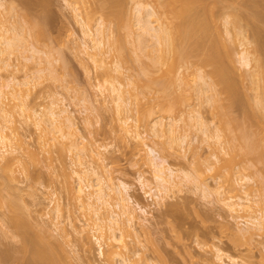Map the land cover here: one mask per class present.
<instances>
[{"label":"rangeland","instance_id":"1","mask_svg":"<svg viewBox=\"0 0 264 264\" xmlns=\"http://www.w3.org/2000/svg\"><path fill=\"white\" fill-rule=\"evenodd\" d=\"M0 1L3 3V6L0 7V31H3L1 29L2 24L10 27L15 23L19 26L18 30L20 32L17 37L21 40L18 41V48L16 46L14 52L12 51L10 54L9 62L11 65L5 66L0 61V81L5 80L11 71H16L15 74L18 75L17 77L20 80L25 78V73L31 74V77L27 78L31 83L25 87L29 89L27 90L28 94L25 95L22 91L23 94L21 95H25V97L18 95L17 99L21 97L20 100H24L26 107H33L40 111L46 110L49 104L51 105V101H57L58 99V106L65 108L74 121V125L70 128L66 124L61 126L63 129L62 133L64 132L67 136H62L61 132L56 133L59 136V140H50L47 143L48 145L44 146L45 149H42L39 145L41 146V143H43L42 140H47V137L43 134L44 132L42 133L40 128L35 126L34 121L30 118L19 115V112L15 113V124L21 134L23 146L30 147L31 149L35 148L38 154L34 156L37 158H34L24 148L22 150L19 149L18 152H14V154L19 153L18 156L22 158H19L21 164L18 159L14 160L16 167L13 166L14 170L13 172L11 171L10 177L2 171V167L0 166V198H2L0 202L4 201L0 203V264H33V248L30 243H27L26 246L24 237L32 236L39 229L41 232L47 229V232L45 230L44 232L51 238L53 236L54 240L51 239L53 243H62V246L59 245L60 248L62 247L65 250L61 251L62 255H64L65 264L67 262V264H110V261L105 256H100L99 243H96L97 240H95V235H98L97 231H94V233L96 232L94 235L93 230H90L92 227L89 229L86 227L88 231L90 230L87 234L89 233L91 241L89 239V244L84 245V240L73 228L74 223L77 227H82L84 220L88 216L90 217L89 214L92 213L86 210V207L79 204L70 193L68 187L70 182L73 185L76 184V182H73L75 181L73 170L79 168L77 163L80 160H83L82 163L86 164L88 169L92 171H90L89 175V179L92 182H96L99 174H104L105 176L112 177L116 183L123 181L130 187L128 194L131 197V204L136 208L135 213L138 216V222L132 233H127V230H124L123 235H125L124 239L129 242L131 252L133 249L140 251L138 256H132L133 260L137 259V261L135 260L138 262L137 264H213L214 253L218 248L222 249L225 255L234 256L239 264H264V230L262 234H255L251 238L238 230L244 226L243 222L248 218L246 217L247 213L244 214V212L239 211L236 213L239 216L242 215V217H237L236 213H233L234 216H232V213L222 202V198H227L233 192V194L239 192L234 189L236 190L235 193L233 189H230L232 192L230 193L228 189L229 185L224 186L226 183L224 182L225 178L222 179L223 176L214 172L218 165L226 167L228 165L226 163L231 159L233 163L229 162L233 164V167H223V173L224 171L227 174L228 172H232L234 178H239L240 176L249 177L250 180L240 188L239 195L247 191L250 199L255 203V211H262V215H264V133L262 132V135L260 132L259 137L257 134L259 142H255L254 150L256 153L254 151L250 153L248 150H245L243 148L244 143L242 142L244 140L240 137V128H237L240 132L237 129V131L234 130L235 132H233V130L228 131V127L222 128L224 124L222 123L223 125L220 126L221 120H226L227 117L223 118L225 115L222 113L220 117L218 110V114L216 115L215 103L206 102L204 100L205 96H202V93L198 91L199 86L197 87V85L201 84L200 78H198V84L195 83L197 79L194 80V85H192L194 88L190 87L193 84L191 83L192 78L198 77L196 74L199 69H196L197 72L194 69L198 68L199 64H197L198 66H195V64L190 65L189 63L191 62L187 61V64L190 66L185 65L186 62L183 64L181 61H174V56H171L172 59L169 58L170 63L172 65L175 64L173 65L174 72L172 71L173 73L171 72L172 74H170L174 78L176 76L182 78V81L181 79H179L180 82L177 80L176 83L179 84L177 87L175 84V88L173 89L176 90L173 92L174 94L178 92L180 94L181 91L180 95L183 93V99H180L185 103L183 104L178 99L179 95L172 96V99L174 97L178 99L179 103L175 98L173 104L176 102L175 106L179 107L177 108L173 105V109L175 110H163L165 106L159 103L161 93L155 85V80H152L160 75L161 70H157V68H154V70L151 68L152 66L148 67L149 64L151 65V55L157 54L154 51L150 52L155 39L145 36V44L141 43L139 45L137 34L141 30L138 27V11L136 7L138 4L151 7L155 0ZM212 1L202 0L200 2H202L201 5H208V7L211 3H217L212 5L216 6V8L210 6L212 9L214 8L213 14L215 12V22H211L212 28L214 27L212 30L214 31L215 29L217 31L219 29L221 31L222 34L219 33L222 36V40H224L222 41V43L224 42L223 45L225 44L229 47L232 44V47H234L235 66L237 68V70L235 69V74L238 75L234 74V77L238 83L240 82L239 84L242 83L239 87L240 89L242 88L241 91L243 93H240V100L233 107L232 115L241 118L246 98H249L251 101L253 100L252 98L255 100L256 91H253L255 89L253 81H251L253 78L255 79L254 72L250 71V67L239 66L240 63L237 62L238 54L236 55V53L244 48L241 46L242 37L240 38L239 33L246 31L245 37H251L256 32H260L259 34L263 33L264 27L259 30L264 25L263 23L261 25L262 20H260L259 15L264 11V0H217L220 3L216 0ZM205 2L206 4H203ZM112 4L116 5L113 6ZM218 4L219 6L217 7ZM13 5L16 8L9 9ZM73 7H76L77 12H79L80 16L78 15L77 18ZM208 7L203 8V10H208ZM210 7L209 9H211ZM231 10L233 12L236 10L242 14L243 19L239 23L232 20L236 11L234 14H230L232 13ZM117 15L119 16L117 17ZM231 15H233V18H231ZM88 17L90 20L86 23L91 30L96 32L100 28H105L104 30L107 32L105 35L108 37L105 38L106 40L103 43V50L106 53L102 62L95 63L92 57L83 50L84 40L90 45L92 42L90 38L85 36L82 25L77 21L78 19H83L84 21ZM152 17L154 18L155 16ZM215 18L217 19L215 20ZM37 23L38 28L35 26ZM233 23L239 26L232 25ZM228 29L231 32L226 34ZM211 31L210 34L212 33ZM11 34L12 32L7 33L9 38ZM228 34L232 35L229 36ZM212 35L213 33L204 42L206 43L207 41L209 43ZM118 37L122 38V40ZM253 37H251V41ZM150 38H153V42ZM117 39L120 40L118 41ZM115 40L116 42L122 41L121 45L118 44L119 48ZM248 40L250 38L245 40L248 44L246 48L253 52L251 53L253 54L252 58H255L260 51L255 52L254 48L256 47L253 46L256 44L254 45L252 44L254 42L250 43ZM0 43L2 44V42ZM33 46L39 49L40 53H35L29 60L24 59L25 56L32 53L30 50H32ZM45 59L46 62L47 60L52 61V65H49L52 66L50 67L51 70L47 68L48 70H44L46 72L43 71L44 74H41V78L32 79L33 72H36V69L48 67V64L44 62ZM41 62L43 63L40 64ZM254 64L255 60L253 59L251 62L252 67ZM166 65L165 67H167ZM184 65L187 68L192 67V70L191 68L187 69L191 73L190 75L187 73ZM144 68H150V73L154 71L151 74H144ZM209 68L210 66L207 68L202 67L203 71L206 70V75ZM190 70L196 72V74L192 75ZM120 71L123 74L122 76L120 75ZM154 72L156 73L155 75H153ZM250 72H253V77H250L252 74ZM148 75L152 76L151 80H148ZM206 77V80L209 79L208 82H210L211 77ZM183 78H186V82ZM187 78L191 82L188 83ZM169 80L167 79L166 82H169ZM111 81L120 86V91L125 92V96L127 97L123 95L126 98L127 104L124 106V110H121L122 112L117 110L116 104L113 102L112 96L114 94L112 95L109 85ZM181 82L184 87L186 86L185 88H182ZM168 86L171 87L170 82ZM184 90H186L185 93ZM186 93L187 97L184 96ZM191 93H193V96H190ZM208 93H211V91H208ZM199 94L203 97V100ZM11 97L12 95L9 98L13 99ZM184 98L187 99L185 100ZM15 99L13 101H17ZM16 103H19V101ZM11 104H14V102L11 101ZM147 108L148 110L152 108L154 111L153 116L146 115ZM198 111L204 122L209 126V129L211 128L210 130L214 131L211 133L215 135L218 131L224 139L220 137L223 141H221L223 146L220 144L219 147H223V150L219 148L217 154L219 158L217 160L213 155L215 153L216 139H214V136L207 135L210 134L209 131L206 134V132L204 133V131L199 129L201 127L198 126L199 124L196 125L197 116L195 114L197 115ZM126 116L128 117V124L133 123V126L136 124L137 131L141 132L140 141L153 146L157 154L165 158L167 164L174 169L183 170L191 174V178L189 180L184 178V181L179 183V186L175 183L176 185L171 184L172 186L170 185L168 190H163L161 195L163 198L161 199L155 196V193L159 192L156 183L152 181V168L149 164L152 156L148 153L146 144L141 145L143 148L141 146L139 148L136 138L132 137L134 135L133 131H136V129H133L136 125L132 126L133 128L131 124L128 125L132 128L128 135L124 132L122 125H125L122 120ZM156 116L163 118L162 120L166 123H177L179 134L182 136H178L176 141L174 140L175 138L172 141V138H169L167 135L160 137V131H157L158 128L152 127V120H155ZM224 120L223 122H225ZM76 139L85 142L87 145L82 146L80 144L82 150L71 148L70 151V144ZM259 139H261V142ZM135 145L138 147L136 148L137 150L135 149ZM97 146L100 147L101 156L94 154V157H92L88 150ZM16 161L19 164L15 163ZM25 164L26 166H23ZM25 167L28 168V172L25 170L27 169ZM23 170L25 171L23 172ZM180 171L178 173L181 175ZM141 178L146 184H149L143 186ZM201 182L208 185V189L205 188V185H200ZM154 183L157 190L153 186ZM219 184L223 186L220 187L221 190L218 188ZM150 187L152 188L151 190ZM229 187L232 188L231 186ZM217 188L220 190V194L217 193ZM224 188L227 189L225 190ZM146 191H152L151 193L154 195L150 196ZM242 196H245L244 193ZM13 199L17 201H14L17 205L15 204L14 208L8 207L10 206V201ZM137 203L145 211L142 212ZM16 213V216L19 215V218L21 216L20 220L27 226L25 229L27 232L23 228L18 229L12 224L11 217ZM141 222L145 223L144 227L146 228L141 227ZM57 224L60 229L56 227L58 226ZM23 231L28 234L26 235ZM30 233L33 234L31 235ZM105 234L107 233H104L103 236ZM102 239V241L105 239L103 243L106 247L107 236L105 235ZM225 259L228 260L227 257ZM135 261L133 263H136ZM113 263L116 264L115 260Z\"/></svg>","mask_w":264,"mask_h":264},{"label":"bare ground","instance_id":"2","mask_svg":"<svg viewBox=\"0 0 264 264\" xmlns=\"http://www.w3.org/2000/svg\"><path fill=\"white\" fill-rule=\"evenodd\" d=\"M200 1H202V0H155V1H153V5L151 7H148V6L145 7V5L142 6V4H138V6L136 7V9L138 11V15H137V21L139 24L138 27H140V30H141L140 32L138 31L139 33H137L138 37H139L138 38L139 39V45H141V43L145 44V42H146V40L144 39L145 36H150V37H153L155 39L154 44L151 46L152 49H151V51L149 49V51L150 52L154 51L157 54L154 53V55H151L152 56L150 59L151 65L149 64L148 67L152 66L151 68H153V69L157 68V70H161L160 75L157 76V78L154 76L155 78L152 79V76L148 75L149 76L148 80H151V79L155 80V82H156L155 85L157 86L158 91L161 93L159 103L162 104V106L163 105L165 106V108L163 107V110L165 109L164 111H166V110L172 111L175 104H177L176 102H175V104H173L176 97H174V99H172L173 98L172 96L179 95L180 97H178V99H180V98H182L183 93H182V95H180L181 91H180V94H178L179 92L176 94H174V92H173L174 90H176V89H173V88H175V84H176V87L179 84V83L178 84L176 83L177 80L181 79V81H182V78L177 77V76L174 78L173 76H171V74L174 72L173 71L174 70L173 65H175V64L172 65L169 61V58L172 59L171 56H174V58H175L174 61H181L183 64L186 62L185 65H189V64L194 65L195 64V66H198L197 64H199L200 68H199V66H198V68L197 67L195 68V66H194L195 69L193 68L196 72L199 69V71L197 72L198 75L196 74V72L191 71L192 67H190L191 68L190 71L192 72V75L195 73L196 76H198V77L192 78L193 79V80L191 79L192 82L187 78L188 79L187 82L193 83L194 80L197 79V80H195V83L198 84V78H200L199 81L201 80V84L197 85V87L199 86L198 87L199 90L198 89L197 90L202 93V96H205L204 100H206V102H209V103L211 102L212 104L215 103L216 113H215V111H214V113L216 115L218 114V112H217V110H218L220 112L219 113L220 117H221V113L223 115H225V116L222 115L223 118L227 117L226 120L223 119L225 122H223V120H221L222 122H221L220 126L224 124L222 126V128L228 127L229 128L228 131L233 130V132H235L234 130H236L237 128H240L241 135L239 133L238 134L244 140V141H242L244 143L243 148L245 150H248V152H250V153H252L251 151H254L256 153V151L254 150L255 145H256L255 142H259L257 140V138L260 136V132L262 135L264 133V29L262 28V27H264V25L261 26V28L259 29V30L263 29V33L261 32V34H259L260 32H258V33L256 31H254L256 33L252 32L253 34H255V35H253L255 37L251 36V37H253L252 41H251V37H249L248 35H247L248 37H245L246 31L245 32L243 31L244 33H241V32L239 33L240 38L242 37L241 46H243L244 48L242 47L243 49L241 51H239L238 53H236V55L238 54L237 55V57H238L237 62L240 63L239 66L242 65V66H245V68L250 67V71L254 72L255 75L253 74V72H250L252 74L250 76V73H249V76L253 77L252 75H254V77H255V79L253 78V80H251V81H253L254 89H255V90H253V89L252 90L256 91V96H254V95L253 96L256 98H255V100H254V98H252L253 99L252 101L249 98L248 99L246 98V101H245L246 103L243 104V108H242L243 109V111L241 113L242 117L238 118L237 116L232 115V112H233L232 110H233V107H235V104L237 105L238 100H240L239 98L241 97L240 93L242 92L241 91L242 88L240 89L239 86L242 83L239 84L240 82L238 83V81L234 77V74L237 70V68L235 66L236 59L234 57V55H235L234 49H233L234 47H232V44H230L229 47H227L228 45H225V44L223 45L224 42L222 43V41H224V40H222L221 31H219V29L217 31H215V29H214V31L212 30L214 27L212 28L211 22L213 23V21H214L215 12L213 14V11H214V8H216V6L215 7L212 6L215 3L214 0L212 1L214 3L210 4V6L214 7L213 9L210 6L209 7L211 9H209L208 5L207 6L205 5L206 7H208V10L207 9L206 10L208 11L209 14L207 13V11L205 9L203 10V8H206V7L201 5L202 2H200ZM218 3H220V2H218ZM203 4H206V2ZM215 4H217V3H215ZM114 5H116V4H114ZM1 6H3V3L0 1V7ZM218 6H219V4L217 5V7ZM10 8H16V6L13 5V6H10L9 9ZM73 9L75 11V14H76L75 16L77 18L79 15V12H77L76 7H73ZM204 11H205V13H204ZM231 11H232V13H230V14H234L236 10L234 12H233V10H231ZM118 16L119 15H117V17ZM152 16H155V17L153 18ZM231 16H232L231 18H233V15H231ZM259 16L261 18L260 20H262V22H261V25H262V23L264 24V11L261 12V14ZM216 19L217 18H215V20ZM230 19H228V20H230ZM241 19H243L242 14L240 12L238 13L236 11V13L234 14V19H232V20L234 22L237 21L239 23V21ZM244 19H245V17H244ZM89 20L90 19L88 17V18H86V20L84 19V21H83V19H78V21H77L78 23H80L82 25L83 32H84L85 36L90 38V41L92 42V44L90 45V44H88V42L86 40H84L83 50L87 54H89V56L92 57V60L95 63L102 62L104 59L103 57L105 56V53H106V51L103 50V45H104L103 43H104V40H106L105 38L108 37L105 35V33L107 34V32H106V30H104L105 28L104 29L100 28L96 32H94L93 30H91L90 27L87 26L86 22H89ZM245 20H243V21H245ZM247 23H248V21H247ZM234 24L235 23H233L232 25H234ZM237 24H235V26H237ZM35 26L37 27L38 23ZM35 26H33V27H35ZM18 27L19 26L15 23H13L12 26H10V27L5 26L4 24H2V26H1V29L4 32L2 31L3 32L2 33L0 31L1 32L0 33V38H1L0 40H2V41H0V42H2V44L0 43L1 44V46H0V61L3 64H5V66L11 65V63L9 62L10 54L12 53V51L14 52V48L16 46L18 48V45H19L18 41L20 39L17 36H19L18 34L20 31L18 30ZM226 29H227V27H226ZM40 31H38V32H40ZM210 31L213 33V35L211 37L212 39L209 37L210 38L209 43H207V41L205 43L204 42L205 39L209 35L212 34V33L210 34ZM11 32H12V34L10 35V38H9L7 33L9 34ZM230 32L231 31L228 29L226 34L230 33ZM230 35H232V34H230ZM235 36H236V34H235ZM118 38H120V37H118ZM153 38L152 39L150 38L152 40V42H153ZM236 38H237V36H236ZM245 38L246 39L250 38V40H248V42H250V43L254 42L252 44H254V45L256 44L255 46L250 44L253 47H256V48H254L255 52L260 51L258 53V55L255 56V58L254 57L252 58L253 54H251V53H253V52H251L250 49L246 48V47H248V44L245 41L246 40ZM120 39L122 40V38H120ZM138 39L136 38V40H138ZM115 42H116V40H115ZM121 42L122 41L116 42L117 47H118V44H120ZM33 47L31 48L32 50H30L33 54L31 53L30 55L25 56L24 59L29 60L34 56L35 53H40L39 49H37L36 47H34V48ZM120 48H121V46H120ZM118 50H120V49H118ZM254 55H255V53H254ZM147 56L149 57V55H147ZM48 57L50 58V60H52L50 56H48ZM46 59L44 62H46ZM253 59L255 60V64L252 67L251 62ZM50 60H47V62H46V64H48L47 65L48 67H42V68L39 67V69H36V72L35 71L33 72L32 79L33 78L34 79L41 78L42 77L41 74L43 75L44 72H46L48 69H50V67H52V66H49V65H52V63H51L52 61L50 62ZM187 61H189L191 63L188 62L189 64H187ZM192 62H194V63H192ZM42 63L43 62H41L40 64H42ZM165 65L167 67H165ZM185 65H184V67H186ZM206 65H207V67L210 66L209 69H211L210 71H208L209 69L207 70V73H208L207 75H206V70L203 71V69H202V67L207 68ZM119 66H121V65H119ZM171 67H172V69H171ZM251 67H252V70H251ZM176 68H177V66H176ZM188 68L186 67L185 69L187 70ZM185 69H183V71L186 72ZM14 70H15V68H14ZM16 70L18 71V69H16ZM44 70H46V71H44ZM150 70H151L150 68L145 69L143 73L149 74ZM248 71H249V68H248ZM15 72L16 71H11V73H9V75L7 76V78L5 80H3L2 82L0 81V166L2 167V168L1 167L0 168L2 169L3 172H5V174H8V176L11 175L10 173L13 172V170H14L13 166L16 167V164H14V160L18 159V161H19V158H22V157L18 156L19 153L14 154V152H18L19 149L22 150L24 148L25 151L28 152V154H30L32 157H34L38 154L35 148L31 149L30 147H24L23 146L24 143H23L21 134L19 133L17 126L15 124L16 121L14 119V116L16 115L15 114L16 112H19V115H23L24 117L30 118L31 120H33L35 126L40 128L42 133L44 132L43 134L47 137V140H44V141L42 140L43 143H41V146L39 145V147H41L42 149H45L44 146L48 145L47 143H49L50 140H54V141L59 140L58 139L59 136L57 134L59 132L62 133V131H63V129L61 127L62 125L66 124V126L68 128H70L72 125H74V121H73L72 117L67 113V110L65 108H61L58 106L59 105L58 99H57V101H54V100L51 101L52 102L51 105L49 104V106L46 108V110L43 109V111H40V110L35 109L33 107H26L23 99H21L22 102H20L21 101L20 98L23 96V95H21V94H23L22 91L25 93V95L28 94L27 90H29V89L28 88L26 89L25 87H27L26 86L27 84L31 83L30 80L27 79V78L31 77V74L29 75L28 73H25V78L23 77L24 79L20 80V79H18V77H17L18 75H16ZM183 73H182V75H183ZM187 73L189 75L191 74V73H189V70H187ZM118 74H119V72H118ZM155 74L156 73L154 72L153 75H155ZM176 74H177V72H176ZM120 75L121 76L123 75L121 71H120ZM205 75L208 77H211L210 82H208L209 79L206 80L207 77ZM241 75H243V74H241ZM236 76H238V75H236ZM192 77H194V76H192ZM169 78H170V80H169ZM110 79H111V77H110ZM167 79L169 80L170 86L172 87V89H171V87L168 86L169 82L168 81L166 82ZM183 79L186 82V78H183ZM184 80H183V82H184ZM178 82H180V80ZM33 83H35V82H33ZM172 84H174V85H172ZM180 84L182 85V82ZM183 84H185V83H183ZM250 84H252V83H250ZM109 85H110L112 95L114 94V96H112V95L111 96L113 97V100H114L113 102H115L117 110H120V111L124 110L123 108L127 104V101H126L127 97L125 96V92L120 91V86H118L117 84H114L112 81L109 82ZM192 85H194V83L190 85L191 88H194ZM185 87L183 86L182 88H185ZM190 87H187V88H190ZM24 89L27 91V93ZM170 90H172V92H170ZM185 91L186 90H184V93H185ZM208 91H211V93H208ZM200 92H197V93H200ZM122 93H124V94H122ZM171 93H173V94L171 95ZM109 94H111V93H109ZM192 94L193 93H191L190 96ZM11 95H12L11 98H13V99L16 98L15 100L19 101V103H16L17 101H13V99H10L9 96H11ZM18 95H21V97L18 98L19 100L17 99V97H19ZM25 95L23 97H25ZM133 95H137V94H133ZM186 95H187V93L184 96L187 97ZM199 96L201 97L200 94H199ZM201 98L203 100V97H201ZM178 99L176 98L177 102H178ZM182 99H180V101H182ZM184 99L186 100L187 98H184ZM137 100H138V97H137ZM172 100H173V102H172ZM11 101L14 102V104L10 105ZM182 102H180V103H182ZM184 103L185 102H183V104ZM135 104H136V102H135ZM175 107L178 108L179 106H175ZM173 110H175V109H173ZM120 111H118V112H120ZM145 111H146V109H145ZM147 112H146V115H148V116L149 115L153 116V114H154V111L152 110V108H149V110L147 108ZM193 113H195V112H193ZM144 116H145V114H144ZM195 116H197V122L195 121L197 123L196 125L199 124L198 126H201V127H199V129L204 131V133L206 132V134L209 131L210 134H207V135H210L211 137L214 136V139H216V142L214 141L216 146L214 148L215 153L213 152L214 153L213 155H214L215 159L217 160L219 158L217 155L219 152L218 150L221 147V146L219 147V145L223 142L220 139L221 134H219V132L217 131L218 129L216 130L217 133H215V135L212 134L214 131L212 132V130H210L211 128L209 129V126L206 124V122H204L201 114H199V111H198L197 115L195 114ZM220 117H219V119H220ZM162 119L163 118L157 117L155 120H152V127L158 128L157 131L158 132L160 131V133H159L160 137L167 135V136H169V138H172V141L174 138H175L174 140L176 141L178 139V136H182L181 134H179V131H178L179 128L177 126V123H174V122L166 123ZM122 122L126 126L125 127L122 125V128H123L124 132H126L128 135V133L131 132L130 129H132L136 124H134V126H133V123L132 124L130 123L131 127L133 126L132 128L130 126H128L130 124H128V117L127 116L123 118ZM136 127H137V125L133 129H136ZM220 129H221V127H220ZM137 130L138 129H136V131L135 130L133 131L134 135L132 137L136 138L137 146L139 145L138 147L140 148L141 145L143 146L146 143L140 141L141 132H139ZM225 130H227V129L225 128ZM237 130L239 131V129H237ZM256 130H259V131H256ZM43 134H41V135L44 136ZM257 134H258V137H257ZM61 135L67 136V134H65L64 132ZM230 135H231V133H230ZM228 139H229V137H228ZM239 140H240V138H239ZM259 140L261 142V139H259ZM183 142H184V139H183ZM80 144H82V146L87 145L85 142H81V141H78L76 139L73 142H71L70 151H71V148H76L78 150H82V148L80 147ZM217 144H218V147H217ZM257 145H259V144L257 143ZM263 145H264V143H263ZM137 146L135 145V149L138 148ZM146 146L148 147V153L150 154V156H152V158L149 161V164L152 168V174H153V176H152L153 180L152 181H154L158 187L159 193H155V196L157 198H159V199L163 198V196H161L163 190L164 191L168 190V188L171 184H174V185L178 184V186H179V183H182L184 181V178H186L187 180H189L191 178V174H189V172H186L183 170L180 171L179 169H174L169 164H167L165 158L158 155L156 149L153 146H151L149 144H146ZM222 148H220V150ZM139 151H141V150H139ZM88 152L92 157H94V154H96L97 156H101L100 147H98V146L92 147L91 149L88 150ZM34 158H37V157H34ZM82 161L83 160H80L77 163L79 168L73 170V173L75 174V181H73V182H76V184L73 185V183L70 182L68 187L70 189V193L79 202V204L81 206L86 207L87 208L86 210H88L89 212L91 211L92 213L89 214L90 217L88 216V218H86V220H84V223H82L83 224L82 227L79 228L74 223L73 224L74 230L80 235L82 240H84L83 241L84 245L89 244V242L91 241L89 233L87 234V232H90V230L91 231L93 230L92 231L93 233H94V231H97L98 235H95L96 232L94 233V235H95V240H97L96 243L97 242L99 243L98 246L100 249V254H101L100 256H102V255L105 256V258L108 259V261H110L109 262L110 264H114L113 263L114 260H115L116 264H137L138 263V262H136L137 259H135L136 261L133 260L132 256L133 257H134V255L138 256L140 254V251L133 249L131 252V249H130L129 244H128L129 242H127L126 239H124L125 235H123L124 230H127L126 231L127 233H132L133 229H135L136 223L138 222L137 221L138 216L135 213L136 208L131 204V197L128 194L130 187L128 186V184H126L123 181L116 183L115 181H113L112 177L105 176L104 174H99L96 178V182H92L91 179H89V175H90L91 170H89L88 166L86 164L82 163ZM229 161L232 162L231 159ZM229 161L228 162L226 161L227 162L226 164H228V165H226V167L227 166L233 167V164H230L231 162H229ZM20 162H21V160L19 161V163ZM15 163H18V162L16 161ZM12 164H14V165H12ZM23 166H26V164ZM215 166H217V165H215ZM212 167H214V166H212ZM212 167H211V169L214 170ZM223 167L226 168L223 165H221V166L218 165L216 167V169L214 170V172L220 176H223L222 179L225 178L224 182H226V183H225V185L223 184L224 186L229 185L232 187V188H230L228 186L229 190L233 189V191H235V193L237 190V192H239V193L233 194L234 192L232 193L230 190V193H232L233 195L231 194V195H228L227 198H222V202L224 203L226 208L232 213V216H234L233 213H236V212L238 213L239 211L240 212L242 211V212H244V214L247 213L246 217H248L243 222L244 226H242V227L239 226L240 229H238V230L242 231V234H245V235L247 234L250 238L255 234H257V235L262 234V231L264 230V218H263L264 215H262V211L261 212L255 211V209H254L255 203H253L254 201H252V199H250L249 194H247V191L246 192L242 191L245 196H242L243 193L241 195H239L240 194V188H242L244 186V184H246V182L250 180L249 177L247 178V177H241L240 176L239 178H237V177L234 178L232 176V172H228V174H227L224 171V173L226 174L225 175L223 173V170H224ZM25 168H27V167H25ZM222 168H223V170H222ZM15 169H17V168H15ZM22 169H21V171H22ZM211 169H209V170H211ZM25 170H27V172H28V168ZM25 170H23V172ZM178 170L180 171L181 175L178 173L179 172ZM201 170L203 171V169H201ZM147 181H149V180H147ZM221 182L224 183L223 181H221ZM155 183L153 186H155ZM141 184L143 186H146L149 183L146 184V182L141 178ZM200 185H202V186L205 185V188L208 187V185H206L205 183L202 184V182L200 183ZM221 185L219 184V186H218V188L220 190H221L220 187H223ZM157 187L155 188L156 190H157ZM218 188L216 190H217V193L220 194V190ZM151 189L152 188L150 187V190ZM224 189L226 190L227 188H224ZM234 189H236V190H234ZM238 189H239V191H238ZM0 190H1V187H0ZM225 190H224V192H225ZM146 192L150 196L154 195L151 193L152 191H146ZM221 194H222V192H221ZM0 199H2V198H0ZM14 201H16V200H14V199L11 200L9 203L10 206H8V205L7 206L14 208L17 205V203H16L17 201L16 202H14ZM2 202H4V201H2ZM2 202H0V203H2ZM6 202H7V200H6ZM137 204H138V206L142 212L145 211V209L142 206H140L139 203H137ZM58 206H59V204H58ZM9 209H11V208H9ZM237 213H236L237 217H239V218L242 217V215L239 216V214H237ZM19 214H20V212H19ZM16 215H17V213L14 214L13 217H11L12 224L14 226H16L18 229L23 228L25 230L27 226L24 225V223H22V220H20L21 216L19 218L18 217L19 215L18 216H16ZM243 217H245V216H243ZM52 220H53V218H52ZM60 223H62V222H60ZM144 224L145 223L141 222L140 223L141 227L142 226L144 227ZM54 225H56V224H54ZM56 227L59 228V225ZM86 227H87V229L92 227V229H90L88 231L86 229ZM144 228H146V227H144ZM44 230H45V232H47L46 231L47 229H44ZM44 230H42L43 232H41V230L39 229V231L35 232L34 234L30 233L31 235L33 234L32 236L28 235L30 237L22 236V237H24V242L26 243V246H27V243H30V245L33 248L32 249L33 255H34L32 257L33 258L32 260L34 261L33 264H65V260L63 257L64 255H62L63 253L61 252L62 250H64V248H62V247L60 248V245L62 246V243L59 242L60 245L53 243L51 241V239H53V236H52V238L49 237V235H47L44 232ZM25 231L27 232V230H25ZM25 231H23V232H25ZM26 232H25V234H26ZM20 233L24 234L22 232H20ZM85 233H86V235H85ZM104 233H107L105 235L107 236V239H108V240L106 239V244H107L106 247L104 246V243H103L105 241V239H104V241H102L103 240L102 237H105V235L103 236ZM239 234H241V233H239ZM245 237H247V236H245ZM89 239H90V241H89ZM215 251L216 252L214 253L213 264H239V262L237 261L236 258H234V256L232 257V255L231 256L225 255L223 253L222 249L218 248ZM66 256H67V254H66ZM226 257L228 258V260L225 259ZM133 261H135L136 263H133Z\"/></svg>","mask_w":264,"mask_h":264}]
</instances>
